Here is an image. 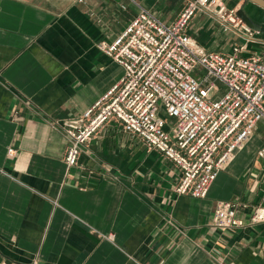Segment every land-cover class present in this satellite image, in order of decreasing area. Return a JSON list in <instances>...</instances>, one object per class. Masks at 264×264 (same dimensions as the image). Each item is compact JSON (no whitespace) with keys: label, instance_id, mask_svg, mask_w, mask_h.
Instances as JSON below:
<instances>
[{"label":"crops","instance_id":"obj_1","mask_svg":"<svg viewBox=\"0 0 264 264\" xmlns=\"http://www.w3.org/2000/svg\"><path fill=\"white\" fill-rule=\"evenodd\" d=\"M264 27V9L223 0ZM186 0H0V264H264V122L218 173L205 198L175 195L178 170L107 122L64 163L60 125L123 75L97 44L112 41L143 8L165 23ZM188 34L209 51L242 42L200 11ZM243 56L264 62V33ZM16 151L7 157V148ZM217 201L245 226L211 227Z\"/></svg>","mask_w":264,"mask_h":264},{"label":"built area","instance_id":"obj_2","mask_svg":"<svg viewBox=\"0 0 264 264\" xmlns=\"http://www.w3.org/2000/svg\"><path fill=\"white\" fill-rule=\"evenodd\" d=\"M200 11L242 42L228 53L201 46L187 32ZM236 11L223 0H186L176 18L165 23L142 8L112 41L99 42L98 49L122 67L123 75L60 125L67 141L66 167L78 165L82 147L113 120L177 168L175 195L205 198L254 126L264 122V62L257 54H241L262 33L247 26ZM15 153L7 148V157ZM259 153L264 155V147ZM249 221H264V208H256ZM210 225L231 230L245 223L235 202L217 201Z\"/></svg>","mask_w":264,"mask_h":264},{"label":"water","instance_id":"obj_3","mask_svg":"<svg viewBox=\"0 0 264 264\" xmlns=\"http://www.w3.org/2000/svg\"><path fill=\"white\" fill-rule=\"evenodd\" d=\"M252 3L258 5L259 7L264 9V0H249ZM236 14L243 20V22L249 26L252 30L259 31L261 33H264V27L257 25L253 23L242 10H237Z\"/></svg>","mask_w":264,"mask_h":264},{"label":"rangeland","instance_id":"obj_4","mask_svg":"<svg viewBox=\"0 0 264 264\" xmlns=\"http://www.w3.org/2000/svg\"><path fill=\"white\" fill-rule=\"evenodd\" d=\"M146 10H147V9H146ZM170 123H171V124H173V123H174V120H173V119H171V120H170Z\"/></svg>","mask_w":264,"mask_h":264}]
</instances>
